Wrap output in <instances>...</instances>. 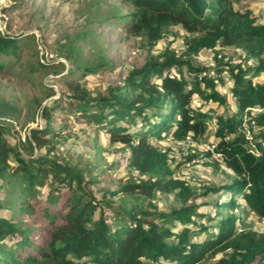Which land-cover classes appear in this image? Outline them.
I'll return each instance as SVG.
<instances>
[{"label":"trees","instance_id":"obj_1","mask_svg":"<svg viewBox=\"0 0 264 264\" xmlns=\"http://www.w3.org/2000/svg\"><path fill=\"white\" fill-rule=\"evenodd\" d=\"M28 1L14 0L2 10L11 13ZM237 1L121 0L123 8L101 13L93 24L119 26L148 48L175 28L186 33L184 46L180 52L148 49L141 63L116 70L94 92L83 79L113 72L117 61L105 56L82 61L84 45L78 39L90 36L98 48L104 37L88 28L58 39L56 53L70 65L58 77L63 86L57 90L41 83L45 97H53L43 105L37 100L43 124L12 143L7 135L14 125L0 120V190H8V199L0 197V264H264V232L241 223L248 213L264 218V22L249 8L237 7ZM36 39L31 30L0 31V72L19 68L20 77H28L47 69L64 71V61L47 58ZM218 45L240 48L245 59L256 60L243 67L215 56L220 64L215 71L226 69L232 79L227 93L217 90L212 76L200 75L208 66L193 58ZM258 75L262 79L253 81ZM230 96L235 107L229 111ZM209 102L224 110L205 109ZM212 112L216 119L210 130ZM74 123L93 125L109 141L126 145L127 166L139 178L96 195L95 176L86 178L90 166L51 153L55 139ZM189 133L212 144L204 154H218L231 171L226 182L204 187L201 196H217L207 213L199 210L195 189L174 176L171 146L162 142L170 138L179 146ZM117 191L130 196L129 205L111 207L109 195ZM157 191L172 193L178 203L167 210L150 200L143 205L141 198ZM202 216L211 222L205 224Z\"/></svg>","mask_w":264,"mask_h":264},{"label":"rangeland","instance_id":"obj_2","mask_svg":"<svg viewBox=\"0 0 264 264\" xmlns=\"http://www.w3.org/2000/svg\"><path fill=\"white\" fill-rule=\"evenodd\" d=\"M13 1L0 0V31H12L14 34L30 30L35 32L38 42L36 45L40 52L43 50L45 56L49 59L63 60L65 69L60 73L58 70L61 67L55 68L57 69L56 71H54L55 69H47L28 77L24 74L20 77L21 71L19 68L12 73L0 72V120L14 125L7 135L8 140L12 143L19 139L23 140L30 127L43 124L41 115H39L40 108L36 104L37 100H43L41 104L43 105L53 97H45L41 83L53 86L56 90L59 86H63L58 81V77L67 71L70 63L64 57L57 55L56 47L58 39L60 37V39H63L66 33L73 35L83 29L94 28L95 32L104 38L98 40V48L97 46L96 48L94 47L90 36L85 38V40L82 38L78 39L84 45L82 61H96L98 56H105L108 60L117 61H115L116 69L113 72L105 70L101 73H89L86 75L83 79L85 85L93 92L99 86L103 89L112 79L116 70L125 72L134 64L141 63L148 49H150L149 52L157 53L168 47L180 52L184 46L183 38L186 33L183 30H178V32L175 28H172L153 47L148 48L143 39L127 36L125 31L120 29L119 26H98L93 24L101 13L113 10L116 7L123 8L121 0H105L102 6L100 1L104 0H31L23 8L18 7L11 13L3 12L2 8L10 5ZM236 6L243 10L249 8L256 15L258 21L264 22V0H239ZM177 28L180 29V27ZM97 52L100 55L96 54ZM215 56L221 59L223 64L225 62H230V64L241 62L243 67L256 61L254 58L245 59L244 51L234 46L220 47L218 45L215 48L201 50L195 55L193 57L195 64L208 66L205 74L202 72L200 75L212 76L216 82L217 90L221 93L228 92L232 85V79L226 69L215 71L220 65ZM221 67L223 68V65ZM261 79V75L253 77V81ZM193 97L194 103H199L196 94ZM229 103H231L228 109L230 111L235 107V102L231 96ZM203 105L205 109L212 106L216 108V111L224 110V106H219L217 102L204 103ZM211 115L208 128L213 130L216 112H212ZM94 127L93 125L85 126L74 123L55 139L51 153H54L59 160L68 161L80 167L90 166L91 174L87 172L86 178L88 175L95 176L92 188L96 195H100L104 189L113 190L126 180L139 178L140 175L127 166L128 148L126 145L109 141L106 133L103 131L98 132ZM248 133L249 130L247 129ZM207 136L209 141L214 140L212 134L209 133ZM184 140H186V137ZM162 142L171 146L168 150V157L174 167V176L185 179L195 189L198 196L200 195L196 198V201L200 202L199 210L204 213L214 210L210 201H214L217 196L215 193L206 197L201 196L204 187L226 182L230 178L231 171L218 154L214 153L208 157L204 154L206 149H211L213 145L209 142L195 139H187L186 146L182 144L178 146L170 138ZM36 152L38 153L37 150ZM41 152H45V147L41 149ZM192 153L197 155L189 158ZM6 192L8 190H0V197L6 199V194H8ZM227 195L224 194L225 197ZM109 198H111L112 208H116L120 204L129 205L130 196L123 192L117 191L115 194L109 195ZM149 200L160 210H167L173 204L178 203L172 193H163L161 191H157L150 199L141 198V202L145 206L149 205ZM102 202L104 206H107L104 201ZM107 210L110 211L111 209ZM201 221L205 224L211 222L207 216H202ZM241 223L242 226L250 225L252 228L264 232V218L254 213H248V215L244 216ZM203 235L204 233L202 232L196 238H201ZM217 256L219 254L212 260L217 258Z\"/></svg>","mask_w":264,"mask_h":264},{"label":"built area","instance_id":"obj_3","mask_svg":"<svg viewBox=\"0 0 264 264\" xmlns=\"http://www.w3.org/2000/svg\"><path fill=\"white\" fill-rule=\"evenodd\" d=\"M203 74H205V71L203 72ZM187 139H191V140H192L191 135H187V136H186V140H183V141L181 142V144L186 146V141H187ZM180 146H181V145H180ZM180 148H181V147H180ZM181 149H184V148H181ZM185 150L187 151V149H185Z\"/></svg>","mask_w":264,"mask_h":264}]
</instances>
